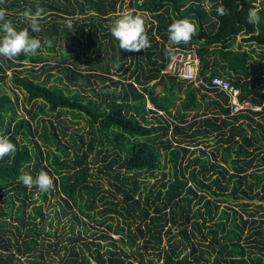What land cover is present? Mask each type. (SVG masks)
Instances as JSON below:
<instances>
[{
	"label": "trees",
	"instance_id": "16d2710c",
	"mask_svg": "<svg viewBox=\"0 0 264 264\" xmlns=\"http://www.w3.org/2000/svg\"><path fill=\"white\" fill-rule=\"evenodd\" d=\"M209 2L205 11V0H0L18 28L26 26L24 12L38 8L42 24L40 33L29 30L41 41L35 56H0V133L17 145L0 159V264L37 263L21 255L35 254L52 234L38 188L18 180L41 170L63 196L60 210L76 207L104 227L100 237L122 235L130 257L110 262L264 264V0ZM217 6L226 15H217ZM250 8L261 18L256 25L247 21ZM127 13L146 18L151 46L139 53L120 49L110 32ZM184 17L196 34L171 45L168 25ZM238 34L248 48L234 46ZM167 47L196 50L199 84L165 71ZM215 76L238 87L252 107L232 112L229 96L210 86ZM8 80L14 97L1 83ZM67 111L89 129L60 119ZM255 198L261 213L250 210ZM117 217L123 221L113 222ZM82 227L87 231V222ZM94 253L105 264L98 248Z\"/></svg>",
	"mask_w": 264,
	"mask_h": 264
},
{
	"label": "rangeland",
	"instance_id": "374dc122",
	"mask_svg": "<svg viewBox=\"0 0 264 264\" xmlns=\"http://www.w3.org/2000/svg\"><path fill=\"white\" fill-rule=\"evenodd\" d=\"M236 43V40L234 41ZM245 45H243V48H248L247 43L244 42ZM235 46V45H234ZM257 48V47H254ZM12 70H8L7 73L10 75ZM10 79V77L8 78ZM3 87H6L8 89L9 93L12 97H14V89L10 85V80H8V84L1 81ZM160 89V87H158ZM210 95L215 96V92H209ZM25 93H20V98L22 101L26 102L25 99ZM183 97L184 94H181ZM180 104V102L178 103ZM204 104V103H203ZM150 105V104H148ZM27 106H30V104H27ZM151 106V105H150ZM255 109H260L259 106H255ZM22 114L24 110H19ZM164 114V113H163ZM192 115V113H191ZM52 117V116H51ZM69 118L73 119L75 121L76 125H73V129L77 130L80 128L82 131H87L89 129L88 121L84 118H72L71 113L63 114L60 119H67ZM57 122V118L53 119ZM67 140L66 138H64ZM213 138H210L209 141L213 142ZM202 146H206V143H202ZM75 150V147H73ZM96 168V167H95ZM107 178V177H106ZM109 185L107 184V181L104 182L103 188H108ZM38 189L36 190L35 198H37V203H44L45 207L44 210L47 214H49L51 217H53V225L52 226H46L45 231L47 232L49 229L52 231V234L49 235L45 233L43 235L42 241L39 243L37 247L36 253H32V255H21L17 254L18 256L21 255L22 260L28 261L29 259H38V262L35 264H70L68 259L74 258L78 259L79 261H82L83 264H99V260L95 257L94 250L98 248L101 252L102 258L106 259L107 261L105 264H123L122 262H110V258H120L123 260H128V257H130V250L129 248L121 241V236L119 233H114V231H107L109 234L112 235V238H103L100 237L102 232L99 228V225H94L93 221H91L86 216L82 215L80 211L74 207V208H66L67 213L65 214L61 209V204L66 205L65 201L63 200L62 194L59 192L58 187L56 186V183L53 179L52 187L47 191L48 199L46 201H43L39 198ZM262 201L258 198H255L250 203V210L252 211H258L261 213L263 210L258 209L257 204L261 203ZM222 205H234L236 208H238L241 211V207L237 204L232 203V201H222ZM31 206L28 208L30 209ZM58 212V216L56 213ZM74 215H78L79 219H76ZM1 219H5L8 222H13V219L11 217H4L2 216ZM87 222L88 230L86 231L84 227H82V223ZM113 222L116 221H123L122 218L117 217L116 219L112 220ZM72 224L75 225V230L71 231ZM13 229V232H16L15 227L11 226ZM9 236L14 237V234H11ZM81 236L82 238H79ZM100 241L101 246H97L94 242ZM85 243L88 245V247L85 245ZM163 243H167V240L164 238ZM75 247V249L73 248ZM109 250L113 251L115 254H112L109 252ZM143 251V249L141 248ZM0 252L2 251V248H0ZM150 255H152L151 252H149ZM154 254V253H153ZM86 256V258H84ZM28 257V258H27ZM158 258V257H157ZM164 258L159 257V261L155 264H161L163 262ZM29 264V262H27Z\"/></svg>",
	"mask_w": 264,
	"mask_h": 264
},
{
	"label": "clouds",
	"instance_id": "9594fccd",
	"mask_svg": "<svg viewBox=\"0 0 264 264\" xmlns=\"http://www.w3.org/2000/svg\"><path fill=\"white\" fill-rule=\"evenodd\" d=\"M212 7L209 0H205V11ZM216 13L219 16L226 15V9L223 6L216 7ZM26 26L18 28L7 18V13L0 8V56L13 59L21 54L35 56L41 48L39 38L30 35L42 31L41 10L38 8L35 13L31 11L24 12ZM260 16L255 8H250L247 13V21L256 25L260 21ZM72 28V24L67 25ZM111 35L119 42L120 49L129 53H139L151 46V42L146 34V18L140 14L127 13L120 15L110 28ZM168 40L171 45L187 44L196 34L195 24L187 17L172 21L167 28ZM238 37H241L238 40ZM243 34H238L235 46L245 45L242 39ZM179 48V47H178ZM196 51V50H195ZM165 54L173 58L174 50L167 47ZM119 67V65H115ZM167 66V64H166ZM166 69V67H165ZM198 77V75H197ZM198 79V78H197ZM17 151V145L9 136L0 133V159ZM18 180L28 189L33 186L41 192H47L53 184V178L47 171L41 170L35 177L30 173H22Z\"/></svg>",
	"mask_w": 264,
	"mask_h": 264
},
{
	"label": "built area",
	"instance_id": "2783aa9c",
	"mask_svg": "<svg viewBox=\"0 0 264 264\" xmlns=\"http://www.w3.org/2000/svg\"><path fill=\"white\" fill-rule=\"evenodd\" d=\"M199 68V58L194 48H176L173 58H171L166 66L165 71L177 75L178 77L199 84L197 79ZM211 87H215L224 91L229 96L232 112H237L244 108H251L248 102L240 100V89L234 86L227 78L215 76L211 79ZM254 108V106H253Z\"/></svg>",
	"mask_w": 264,
	"mask_h": 264
},
{
	"label": "crops",
	"instance_id": "0c3cea01",
	"mask_svg": "<svg viewBox=\"0 0 264 264\" xmlns=\"http://www.w3.org/2000/svg\"><path fill=\"white\" fill-rule=\"evenodd\" d=\"M241 37H238V40H240Z\"/></svg>",
	"mask_w": 264,
	"mask_h": 264
}]
</instances>
